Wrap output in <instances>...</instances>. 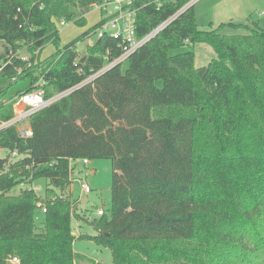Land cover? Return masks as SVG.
<instances>
[{
	"label": "trees",
	"instance_id": "1",
	"mask_svg": "<svg viewBox=\"0 0 264 264\" xmlns=\"http://www.w3.org/2000/svg\"><path fill=\"white\" fill-rule=\"evenodd\" d=\"M105 1L0 0V67L14 55L0 70V120L39 80L46 99L72 89L29 117L31 137L0 130V264H104L72 248L71 219L84 214L71 200L70 161L83 159L111 162L109 208L84 235L108 247L110 264H264V29L202 31L190 0H139L138 38L176 17L124 62L100 72L121 53L108 36L75 51L100 22L41 59L60 21L82 27ZM195 44L216 58L196 68ZM28 177L57 196L40 227L33 191L8 196Z\"/></svg>",
	"mask_w": 264,
	"mask_h": 264
},
{
	"label": "rangeland",
	"instance_id": "2",
	"mask_svg": "<svg viewBox=\"0 0 264 264\" xmlns=\"http://www.w3.org/2000/svg\"><path fill=\"white\" fill-rule=\"evenodd\" d=\"M193 3L196 24L199 30L208 31L218 29L220 33L231 35L241 34L247 32L244 29L234 30L228 27L229 23H247L248 27H251L253 23H256L260 28L264 29V0H190ZM103 16L99 11L92 7L85 15L83 20L85 25L80 27L74 22H66L64 26H58L59 34L55 45L49 44L45 47L41 59L48 56L54 51L55 48L61 49L70 41L79 36L82 32L88 30L96 23H101ZM111 31H109L110 33ZM97 40V33L90 36L83 37L76 45L75 51L78 55H85L91 46L95 44ZM187 47L177 50L176 52H182ZM189 49L194 54V66L201 68L206 66L211 60L215 59V53L213 50L205 44H195ZM2 49L0 47V53ZM24 54V52H21ZM125 67V63H123ZM7 155L6 150L0 151V157ZM71 166L75 167V172H79L77 177L82 179L91 189V193L85 195L81 192L78 181L72 184L71 200H79L75 209L76 213H83L81 220L75 221L71 219L72 232L75 234V238L72 243L73 252L87 258H90L96 262H102L104 264L111 263V254L107 246L101 244L98 241L85 238V236H94V230L88 225L94 219H97V209H108L110 204V182L112 167L110 160H89L87 165H83L81 162H71ZM93 171V173H91ZM29 174H31L29 172ZM31 177H28V182ZM33 185L39 187L38 192H34L36 201L44 202L49 196L45 195L44 189L47 186L46 180L34 181ZM20 186L14 188L8 193V196H17L21 192ZM65 194V192H64ZM44 198V200H43ZM86 211V212H83ZM35 223L38 227L42 225L43 213L35 207Z\"/></svg>",
	"mask_w": 264,
	"mask_h": 264
},
{
	"label": "built area",
	"instance_id": "3",
	"mask_svg": "<svg viewBox=\"0 0 264 264\" xmlns=\"http://www.w3.org/2000/svg\"><path fill=\"white\" fill-rule=\"evenodd\" d=\"M139 0H109L101 3L100 5L95 6V8L99 11V13L103 16V19L93 34L97 33V39L103 36H108L112 39L118 41L121 47L120 55L112 61H108L107 57H105V64L100 72L107 70L108 68L112 67L117 63L124 62L139 46L144 44L147 40L152 38L156 33L162 30L165 26H167L171 21H173L176 15L169 18L167 21L160 24L154 30H152L148 35L143 38H138L136 36L135 31V17L137 13V6L136 2ZM161 0H152L153 3L159 4ZM193 3H188L184 6L187 8L189 5ZM183 8V9H184ZM182 9V10H183ZM66 22L60 21L59 26H64ZM109 31H111L109 33ZM2 49V48H1ZM3 52V49L2 51ZM19 59L26 63V67H29V56L27 54H22L20 52L17 53ZM14 57L13 54H9L5 63H2L0 70L2 67L7 64L12 58ZM99 72V73H100ZM19 73V71H18ZM98 73V74H99ZM98 74L92 75L87 81L92 80ZM64 91L54 95L53 97L46 99L45 98V91L43 89V82L39 80L36 85L32 88L29 92L21 93L20 95L16 96L12 103V112L13 116L9 120L1 121L0 120V130H3L8 127H15L22 138H29L31 137L32 133L29 128L28 120L29 117L38 112L43 110L44 108L48 107L52 103L56 102L57 100L61 99L62 97L66 96L70 91ZM10 158L15 160L18 158V154L16 152L10 153ZM71 162H81L83 165H87L88 161L86 159L83 160H76L70 161ZM71 166V164H70ZM27 169V168H26ZM78 181L80 190L83 194L88 195L91 193V189L89 186L83 182V180L75 179L73 180L72 184ZM71 184V189H72ZM21 188H25V190H31L38 192L40 190L39 187H36L32 183L27 181L21 182L19 185ZM57 196H50L44 202H38L35 207H37L42 213H46V204L54 202ZM44 200V198H43ZM74 201V200H73ZM78 203L79 200H76ZM104 210L97 209L96 215L102 216ZM11 262L17 263V259L14 257L11 259Z\"/></svg>",
	"mask_w": 264,
	"mask_h": 264
},
{
	"label": "crops",
	"instance_id": "4",
	"mask_svg": "<svg viewBox=\"0 0 264 264\" xmlns=\"http://www.w3.org/2000/svg\"><path fill=\"white\" fill-rule=\"evenodd\" d=\"M91 173H93V171Z\"/></svg>",
	"mask_w": 264,
	"mask_h": 264
},
{
	"label": "water",
	"instance_id": "5",
	"mask_svg": "<svg viewBox=\"0 0 264 264\" xmlns=\"http://www.w3.org/2000/svg\"><path fill=\"white\" fill-rule=\"evenodd\" d=\"M72 234H74V233H72Z\"/></svg>",
	"mask_w": 264,
	"mask_h": 264
}]
</instances>
